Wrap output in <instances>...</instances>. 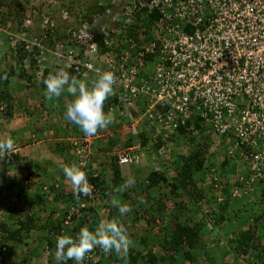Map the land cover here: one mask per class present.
Returning a JSON list of instances; mask_svg holds the SVG:
<instances>
[{"label":"built area","instance_id":"obj_1","mask_svg":"<svg viewBox=\"0 0 264 264\" xmlns=\"http://www.w3.org/2000/svg\"><path fill=\"white\" fill-rule=\"evenodd\" d=\"M97 5L104 9L101 15L73 19L67 40H53L50 49L43 47L42 37L7 33L13 54L24 42L22 50L35 60L36 81L44 69L52 74L64 69L91 87L96 69L115 73V95L105 113L128 119L136 143L113 153L117 165L134 163L141 131L165 140L197 121L217 143L222 138L226 157L248 176L239 179L231 197L251 191L253 183L264 191V0H98ZM137 13L145 34L135 39L124 29ZM61 18L69 19L65 13ZM42 22L54 25L48 17ZM27 63L28 57L24 68ZM141 99L146 108L140 113ZM89 139L68 141L80 166ZM213 173L210 168L215 180Z\"/></svg>","mask_w":264,"mask_h":264},{"label":"trees","instance_id":"obj_2","mask_svg":"<svg viewBox=\"0 0 264 264\" xmlns=\"http://www.w3.org/2000/svg\"><path fill=\"white\" fill-rule=\"evenodd\" d=\"M42 1L44 0H0V25L4 26L6 23L9 24L12 34L13 32H17L16 30L20 27V31L24 33L25 39H40L42 37L41 43L43 44V47L50 49L54 44L53 40L54 42H62V40H67L65 30L68 28L67 26L69 24L71 25V22L73 23V19L69 22L67 21V18L62 19L61 16L63 13H65L67 17H71L73 15L75 21L79 19L80 21H90L91 18L101 15L104 12V9L101 6H98L97 3H93L91 5L86 4L83 6V3H81L84 2L83 0H74V13L69 12L71 6H68L66 10L65 8L62 9L63 7L60 8V17H58V19L62 24H64V27L62 28L63 31L61 30L60 36H57L58 34H55L58 28L56 29L55 23L53 27H49L42 22L43 18L45 17H48L54 22L57 21L55 18L53 19L51 15L40 12L41 10L39 9L44 7L42 5ZM69 5H72V3H70ZM141 13H144L143 10L141 11ZM142 14L137 13L134 15L135 17L132 23H130V25H128L124 29L126 35L136 39V36L145 34V29L139 21L140 15L142 16ZM149 17L150 16H148V18ZM25 20H29L30 24L27 26L24 25L23 22ZM0 36H2V38L4 39L0 42V51L2 55L5 53L8 54L7 58H2V56H0V77H3L5 74H7V79H0V102L4 105V107L2 108V116L3 118L8 119L12 116V98L8 94V91L6 89L8 79L11 77H15L16 79L25 81L27 83L31 82L34 79V73L37 68L35 67V60L33 59V57H31V54H27L22 50V45L24 44V42L18 43L14 51L15 53L13 54V49L10 48L6 37L3 36V34H1ZM31 53L37 54V49L33 48ZM27 57V68H24L23 61ZM49 74V70L44 69L41 79L37 81L39 88H46L43 80H45ZM110 103L111 100L108 98L104 104V111L106 110L107 105H109ZM67 122L70 123L69 121ZM108 128L109 127H107V129ZM207 129L208 128L202 127L197 121H193L187 122L184 126L178 127L175 132L167 135L165 140H162L159 135L154 138L153 136L148 135V132H145L144 130L138 134L137 137L139 145L144 146L149 144L154 153L159 147L166 145L168 142L172 143V140L174 141L175 139H177V137H180L183 140L185 138V140H187V143L193 147L192 149H189L185 154H174L173 156H168L167 160H164L163 163L159 161L158 156H155L156 161L154 162H158L157 169L150 170L145 177L146 184L143 186V188H137L138 190L135 191L136 193H139L140 191L146 193L145 191L153 187L156 188L158 192H160V190H163L162 198L165 201L163 199L161 200L159 197L147 196L146 193V203L149 204L150 208L148 211H150L151 213L155 212V214H158L159 217H162L164 216L163 214L165 211L166 202L170 203L171 209L169 211V214H166L169 218L168 223L162 225L161 227L162 238L156 241L157 246L160 250V255H155L152 253L151 249L146 248L145 244L147 236H143L141 238H138V243L141 244L143 248L142 251L145 250L146 254L143 255L141 250L131 246L128 257V264H174L180 262L181 259L187 262H192L195 258L194 252L204 254L203 259L205 260V262H207V255L209 254V251H206L204 249V246L200 240L201 230H204L206 226H210V231H213L214 233L218 232L220 226H222L223 224L226 225V223L229 222L230 215L233 214V211H235V214L239 213L240 211L244 212V210L247 209L246 205L250 198H253L254 200L255 196H253V193L250 194V191L246 194H241V196L238 197H231L230 189L232 188V186L238 187L241 185L239 183V180L237 179L238 177H233L229 181L226 180L224 186L221 185L219 181L214 180L210 183L213 188L209 187V185L205 187L202 184L203 176L205 175L202 174L200 177L195 178V175L197 173H202V166L204 164L205 158H209L213 163L216 158L220 157L221 155L224 156V160H219L220 172L224 176L230 174L231 171L228 172L227 170L226 172L225 169H222V167H227V169L238 168V165L236 164L234 159L227 158L224 154L225 151L224 147L222 146V138L218 139V143L216 141H213V138L211 139L210 134L207 133ZM192 132H196L197 134H192ZM109 134H111V137H108L109 135L105 133L104 135L100 136L105 139L103 147L97 145L96 141H94L95 144H93V146L91 147V150L95 152L94 155L90 153L91 150L89 146L87 157L83 158L85 161L81 166L78 164L81 162L78 156H74V161H76L75 164L81 167V170L85 171L89 183L93 185V193L98 194L100 198L105 197L106 192L112 191V185L118 187L123 184L120 173V166L117 165L115 157L110 155L112 154V150L116 145L115 137L117 135V132L110 131ZM69 136V140L81 138L83 139L86 137V135L78 126L72 127ZM96 139L97 138L93 140ZM130 143L131 140L128 139L124 142L123 145L124 147H128ZM214 143H217L218 147L215 146ZM59 145L58 148L60 149V151H63L65 155L68 151L71 155H73L71 152V148L73 147L69 145V142H60ZM211 145L214 149H216L217 147L218 151H216V153L209 152L211 151ZM55 147L57 148V146ZM98 147H100L101 149L100 152L97 150ZM103 155L107 156L108 161H104L103 163L107 162L109 165V169L107 170L109 172V177H105V174H103L104 170L103 172H100V170H98L93 175L91 172H89L90 169L88 170L87 167L93 163V160L96 157L99 160V158H102ZM10 163H19V159H17L16 155L13 154L11 157H6V160L4 161V163H2L3 167L2 169H0V175L6 172L4 168L7 164L9 165ZM101 167H103V165H101ZM15 170L18 169L15 168ZM229 183H232L233 185ZM0 187V191H13V182H7L5 187ZM22 188H20L18 192H11V194L17 198L19 197L20 200L24 199V201L22 200L23 202H28V200L26 199L27 194H23ZM205 189H208L209 192L206 193L207 190L205 191ZM49 190L54 191L53 187H49ZM251 190L256 192L257 196H259L257 205L260 208H263L264 212L263 188L260 186V184L253 183L251 185ZM213 192H215V194ZM56 196L57 197H55V199L58 201L56 204H62V208L60 210L61 213H58L57 216L61 214L60 217L62 218H56L57 216L52 218L55 211V208L52 207H50V209L48 208V215L43 219L38 218L34 214V210H29V208L26 209L23 216V211H21V209L16 210L17 206L15 203H12L10 208L9 206H6L8 208L7 211V208L5 207V214L7 212L10 216L8 217L7 214L6 216L8 218H6V220H4L3 222H0V264H10L6 263L7 261L4 260V254H12V252L16 250L21 253V248H25L26 256H22L19 262H15L13 264H30L31 259L38 256L40 257L43 250L47 252V257H45V264H76V262H74L73 260H56V245L53 244L52 239L53 237L63 235V232H65L66 234L69 233L70 236L75 237L79 233L80 229L84 226H87L90 231H94V226L96 225L98 219L97 217H94L91 223L87 222L85 214L81 216L80 214L83 212L88 214L94 213L95 211L93 210V208H76L78 212L77 217L80 216L81 219L70 229L64 227L62 223H64L65 218L68 217V219L72 221L75 219L76 215L67 216L68 209L66 206V201L63 199L61 193L56 192ZM216 196L221 197V199L223 198L222 201L216 203ZM67 197L69 198V200L73 199L72 195H67ZM127 198L128 194L126 191H124L123 193H117V199H122L121 203H123V200ZM243 198H245L246 201H242ZM32 199L33 201L36 200V202L34 201L35 204L38 203V199L39 201H41L40 196L36 193H32ZM74 199H76L75 196ZM74 199L72 201H74ZM83 199H86V197ZM203 199H205L206 202L212 200L213 203H215L214 205L216 207V212H211L210 215H208L210 216L209 220L205 219V215H201L200 218L196 219L197 214H199L200 212L202 213L201 209L199 208V203ZM239 204H242L241 208L237 206ZM230 205H233V207L231 208ZM233 208H236V210ZM1 210L2 209L0 208V211ZM109 212L111 214L108 216H111L112 213L117 214L118 219H120L122 223L126 221L128 217H130V212L126 216H121L118 208L114 206L113 209L109 210ZM132 213L135 216L134 210H132ZM11 216L15 217V219L13 220V223L8 224L7 222L11 220ZM260 217L262 216H259V218ZM255 219L257 220L256 217H254L253 220ZM135 220L136 218H133V221ZM230 234V238L224 239L226 243L224 245V250L227 254L229 253L232 264H264V241L261 242V239H259L258 237V235H264V224H260L259 228L257 229L252 225H249V227H246L245 229H242V227H238ZM129 236L131 239L132 235L129 234ZM153 237L154 236L150 238ZM51 250H53L52 254ZM215 250H217V248H213L212 250H210V252L213 253L215 252ZM115 260L120 264H125V261L119 257H116ZM214 264H224V262L218 261Z\"/></svg>","mask_w":264,"mask_h":264},{"label":"rangeland","instance_id":"obj_3","mask_svg":"<svg viewBox=\"0 0 264 264\" xmlns=\"http://www.w3.org/2000/svg\"><path fill=\"white\" fill-rule=\"evenodd\" d=\"M83 1L84 2H81V3H83V6L86 5V4L91 5L93 3H96V0H83ZM42 3H43L42 5L44 7L39 9V10H41L40 12L41 13H45V14H49V15L52 16L53 19L55 18L57 20L55 22L53 20L52 21H53V23L56 24V29L58 28L55 35L58 34L57 36H60L61 30L63 31L62 28L64 27V24H62L59 21V19H58V17H60L59 16V13H60V10H61L60 8L63 7L62 9L65 8V10H66V8H68V6H71V8L69 9V12L70 13H74L75 12L74 0H44V1H42ZM70 3H72V5H69ZM72 19H74L73 15L71 17H69L68 20H72ZM23 24L25 25L26 22H23ZM10 28L11 27H9V24H7V23L4 26L0 25V35L3 34V36L6 37L7 33H11V31H10L11 29ZM16 31L20 33L21 32L20 31V27ZM13 33H16V32H13ZM57 36H55V37H57ZM3 40L4 39L2 38V36H0V42L3 41ZM7 55H8L7 53L2 55V53L0 51V56H2V58L3 57L7 58ZM145 68H146L147 73H150V69L148 68L147 65L145 66ZM28 83L32 85V83H37V81L35 79H33L31 82H28ZM37 93H38V91H37ZM140 101L141 102H138V108L140 110L139 112L141 113L146 107L144 106L143 99H141ZM0 119L1 120L4 119L3 116H2V111H0ZM115 119H117V118H115ZM129 123L130 122L128 121V119L125 118L123 120H120L119 124L116 125V127H112V125L115 126V124H110L108 129L105 128L103 130H100L95 135V137L97 138L96 140H92L91 137L86 136L85 138H90L89 139V141L91 142L90 150H91V147L93 146V144H95L94 141H97V140L98 141L99 140H104L105 141V139H103L100 136L104 135V133L106 134V131L110 132V131H113V130H118V133H117L119 135V138L117 139L118 142L114 146V149L112 150L113 151L112 154H110L111 156H114V154H113L114 152L123 149V147H124L123 140L124 139L126 140L127 138H130L129 136L131 134V131L127 127V124H129ZM108 135H109L108 137H111V134H108ZM120 138H122V140H120ZM104 141L102 143H104ZM213 141L217 142V139L214 138ZM170 143L171 142H168L166 145L159 147L157 149L156 153H153V152L148 150L149 149V144L144 145V146H140L139 145V147H138L139 149L137 151V157L138 158L135 159L134 163L131 164V165H122V166H120V173H121V177H122L123 183L125 181H127L128 179H130V178L135 180L134 186H130L126 190V192L128 194V198L123 200V203H127V204L131 205L132 210L135 211V216L133 215V213L131 211L129 213L131 218L128 217V219L126 221H124L123 223H124L125 227L128 230V234L132 235V238H131L132 245L131 246L141 250L143 255L146 254L145 253L146 251L145 250L142 251L143 248H142L141 244L138 243V238H141L143 236H147V240H146V244H145L146 248L151 249L153 254H155V255L159 254L160 255V250H159V248L157 246L156 241L158 239L162 238V229H161V227H162V225L168 223V219L169 218H168V216L166 214H169L171 206H170L169 202H166L165 203V211H164V214H163L164 216L159 217L158 214H155V212L151 213L150 211H148L150 208H149V204L146 203V193H147V196L159 197L162 200L163 199L162 198L163 190H160V192H158L156 190V188L153 187V188H150L149 190L145 191L146 193H144L142 191H140L139 193H136L135 191L138 190L137 188H143V186L146 184L145 177L148 174V172L150 170L157 169L158 162L157 163L154 162V161H156V160H154V156H158L159 161L161 163H163L164 160H167L168 156H173L174 154H185V153L188 152L189 149H192V147H193V146H190L187 143V140H185V138L183 140L180 137H177V139H175L174 141L172 140V143L171 144ZM130 145H136V143H134V141H132V143H130ZM214 145L217 146V143H214ZM217 147H216V149H214L213 146L211 145L210 146V150L211 151H209V152L216 153V151H218ZM97 150L100 152V150H101L100 147H98ZM90 153H92L94 155L95 152L93 150H91ZM140 154H143L144 157L142 156V158H141ZM98 155H99V153H98ZM215 158H216V156H215ZM70 160H72L73 163H76V161H74L73 155H71V154H70V157H68V165L72 164L70 162ZM219 160H223L222 155L220 157L216 158L213 163H212V161L209 158H207V159L205 158L204 159V164L202 166V173H197L195 175V178L200 177L202 174L205 175V176H203V181H202V184L205 187L207 185H209V187H212L209 183L214 181L213 179H211V176L209 175V169H208L209 167H213L215 169L214 170L215 181H219V183L221 185H223V186L225 185L226 180L229 181L233 177L234 178L238 177L237 178L238 180H239V177L241 179H246L248 177L247 174H245V173L243 174V171H241L238 168H228L227 169V167H225V168L222 167V169H225L226 172H227V170H228V172L231 171V173L228 174L227 176L222 175V173L220 172V168H219ZM48 161H50V160H46V158H45V159L40 160L36 164L40 163V166L43 167V166L47 165ZM104 161H108L107 160V156L103 155V157L99 158V160L96 157L93 160V163L91 165L87 166L88 170L90 169L89 172H91L94 175L98 170H100V172L101 171L103 172V170H104L103 174H105V177H109V172L107 171L109 169V165H108L107 162L103 163ZM30 163H31V161H30ZM30 163L28 165H30ZM26 164L27 163H24V165H26ZM59 164H61V163H59ZM65 164H66V162L63 161V163L61 165H65ZM101 165H103V167H101ZM33 167L37 168V165L31 166L29 168H25V169H23L24 171L15 170L16 167H13L11 170L8 169L9 171L7 170L6 172H4L2 174L3 176L0 175V181L2 182L1 183L2 185L0 184V186H5L7 182H13V189H12L13 191H10L9 189H7V190H9L8 192L4 191V190L0 191V208L2 209L0 211L1 212V214H0V222H3L4 220H6V218H8L10 216L7 212L5 214V207L9 206V208H10L12 202L15 203V204H17L19 202V200L11 201L12 199L10 197L13 198V196H14V195L11 194V192H14V193L18 192L20 190V188H22V187H23L22 188L23 189V194L24 195L27 194L26 195V199L28 200V202H24L25 206H24V204L22 202L19 204V206L16 205L17 206L16 210H19V209L23 210V216L25 214L26 209L29 208V210L30 209L34 210V214L38 218L43 219L44 217H46L48 215V208L50 209V207H52V208H55V211H54V214H53L52 218L56 217L58 213H61L60 210L62 208V204H60V205H56L55 204V203L58 202L55 199V197H57L56 196V192H59L63 196V199L66 201V204H67L66 206H67V209H68L67 216L76 215L75 219L72 220V221L70 219H68V217L65 218V221H64V223H62V225L64 227H66V228H69V229L72 228L81 219L80 216L84 215V214L86 216L85 218H86L87 222H90V223H91V221H92V219L94 217H97L98 221L96 222V225L94 226L95 228L98 226V224H99V222L101 220H113V219H115V220H119L121 222V220L118 219L117 214L112 213L111 216H108V215L111 214L109 212V210L113 209V205H112L111 201L113 199H116V200L122 202V199H117V193L118 192L115 191V189L117 187L112 185L111 186V190L112 191L111 192H106L105 197H103V198H100L98 196V194H95V193L92 192V194L90 196L81 195L79 199H74L71 183L65 177V175H63L61 180L58 182L59 186L54 189V194H53V192L48 191V188H47V191L46 190L43 191L40 188L41 184L42 185L46 184V185L49 186L50 182H49V180H48V182H47V180H46V182H44L42 180V178H41V181H40V178H38L40 176H37V174H35L36 172H35V169ZM48 169L51 170V171H55V170H57V167L56 166H51V167L49 166ZM39 182H40V185H39ZM41 182H44V183H41ZM229 184L233 185L232 183H229ZM28 185H29V187H28ZM234 187H236V186H234ZM234 187L232 186V188L230 189V192H232V190H234ZM208 189H205V191L207 190L206 193L209 192ZM32 193L38 194L40 196V200L41 201H39V199H38V203L35 204L34 201L36 202V200L33 201ZM213 193L215 194V192H213ZM251 193H253V196H255L254 197V202H258L259 201V196H257V193L252 191V190L250 191V194ZM28 195H30V196H28ZM67 195H72L74 201H72L73 199L69 200ZM85 197H86V199H83ZM18 199H20V198L18 197ZM222 199H221V197L216 196V199H215L216 203L222 201ZM252 199L250 198V200H252ZM21 200L24 201V199H21ZM242 201H246V199L243 198ZM47 202H48V204H47ZM80 203H83L82 204L83 208L90 207V208H93V210L95 212L94 213H89V214L83 212V213L80 214V216L77 217V213L78 212H77L76 208H81V206L79 205ZM214 204L215 203H213L212 200H210L209 202H206L205 199L201 200L200 203H199V208L201 209L202 213L200 212L201 214L200 213L197 214V218L196 219L200 218L201 215H205V219L209 220L210 216H208V215H210L211 212H214L216 210V207H215ZM23 206H24V208H23ZM230 206H231V208L233 207V205H230ZM237 206L241 208L242 204H239ZM233 209L236 210V208H233ZM251 209H253V208H249L247 206V209L244 210V212L247 211L245 213V215L247 214V216H245V215L243 216L244 213L242 211L239 212V213L242 214L243 218L242 217L241 218L245 222V224L241 226L242 228L249 227V225H252L254 228L257 229V228H259L260 224H264V218L263 219L259 218V220H256V219L253 220L254 217H252V216H254V214L250 212ZM259 209H260V207H259ZM7 210H8V208L6 209V211ZM232 213L234 214L235 211H233ZM7 214H8V217L6 216ZM127 214H125V216ZM262 214H264V212L262 213V211L260 210L259 211V216H263ZM60 216H61V214H59L56 218H62ZM259 216H257V217H259ZM255 217H256V215H255ZM133 218H136V220L133 221ZM10 219L11 220H9L7 222L8 224L13 223V220L15 219V217L11 216ZM227 228L228 227H226L225 224H223L222 226H220L218 232L213 233V236L215 238H217V239L214 238L215 240H213V243L216 244L219 247L218 248L216 247L217 250H215V252H213V254H210L207 257V259L209 260V262L211 264L217 263L218 261L224 262V264L225 263L226 264H229V263L232 264L231 257L229 255V253L227 254L226 251L224 250V245L226 244L224 239L230 238L228 236L229 233H227ZM206 229L210 230V226H206ZM63 235H69V233L66 234L65 232H63ZM152 236H154V237L150 238ZM258 237H259V239H261V242L264 241V235H261V236L258 235ZM56 239H57V237H53V239H52V242H53L54 245H56ZM220 240L222 242H221V244H218V241H220ZM52 251L53 250H51V254H52ZM25 253H26L25 248H23V249L21 248V253L20 252L17 253V251L16 252L13 251L12 254L11 253L10 254H6V255L4 254V258H5L4 260L7 261L6 263H10V264H13L15 262H19V260H20V258L22 256H26ZM210 253H212V252H210ZM194 254H195V258H194V260L192 262L187 263L186 261L181 259V261L177 262V263H180V264H208L207 263L208 261L205 262V260L203 259V257H204L203 254L198 253V252H194ZM45 257H47V252H45V250H43L41 252L40 257L38 256L35 259H31L32 260V264L33 263L34 264H45ZM116 257H118V256L115 254L114 251L112 253H110V254H105L99 247H97V248H95L92 252H90L86 256V258L84 259L82 264H87V263H90V264H120V263H118L115 260ZM237 264H239V263H237Z\"/></svg>","mask_w":264,"mask_h":264},{"label":"clouds","instance_id":"obj_4","mask_svg":"<svg viewBox=\"0 0 264 264\" xmlns=\"http://www.w3.org/2000/svg\"><path fill=\"white\" fill-rule=\"evenodd\" d=\"M97 2L98 0H96ZM96 72L98 77L92 81L91 87H89L87 82L71 76L64 69H60L54 74L50 73L43 80L46 86L45 96L48 99H57L65 91L73 97L66 105L64 118L66 121L78 126L86 136H94L93 139L96 138L95 135L100 130L115 123V114L111 111L108 113L104 111L105 101L110 96L115 95V73L113 71L101 72L100 69H96ZM0 79H7V74L0 77ZM15 151L16 142L12 137L0 140V160L5 157H11L15 154ZM125 162H130V158H125ZM210 168L215 170L213 167L208 169ZM62 171L70 181L72 192L76 199H79L81 195L90 196L92 194L93 185L89 183L87 174L81 170V167L73 163L64 165ZM213 175L215 176L214 173ZM134 184L135 180L130 178L118 186L115 191L123 193L128 187L134 186ZM49 187L57 188L54 187V184L47 187L48 191L53 193L54 191L49 190ZM111 203L118 208L121 216L132 211L131 205L127 203H121L116 199H113ZM79 205L82 207V203ZM131 245L132 240L122 222L115 219L101 220L94 231H90L87 226H84L75 237L69 235L58 236L56 239L55 258L57 261L74 260L76 264H82L86 256L99 247L105 254H110L114 251L119 258L125 261V264H128Z\"/></svg>","mask_w":264,"mask_h":264},{"label":"crops","instance_id":"obj_5","mask_svg":"<svg viewBox=\"0 0 264 264\" xmlns=\"http://www.w3.org/2000/svg\"><path fill=\"white\" fill-rule=\"evenodd\" d=\"M30 85L31 84L26 83L25 81L22 80H18L15 77H11L8 79V84L6 86V89L8 91V94L12 98V116L8 119H3V120L0 119V140L6 139L8 137H12L15 140L16 151L14 155H16L17 159H19V163L18 164L10 163L9 164L10 166L7 164L4 169L7 171L8 169L11 170L12 167L16 166V169H18V171L20 170L24 171L23 169L25 168H29L31 166L37 165V168L36 167L33 168L35 169L36 172L34 173L37 174V176H40L38 177L40 178V181L41 178L44 182H46V180L48 182L49 180L50 182L49 186L54 184L55 187H58L59 186L58 182L61 180V178L64 175L62 171V166L64 165L61 164L63 163V161H65L66 162L65 165H68V157H70L69 151L66 152L65 155L63 151H60L58 145L60 144V142H64V141L68 142L69 137H71L69 136L71 129L72 127L76 126L71 122L68 123L64 118L66 105L68 102H70L73 99V97L70 96L65 91L61 94L59 98L50 100L45 96L46 88L45 89L39 88V85L37 83H32V85L31 86ZM3 107L4 105L0 102V110ZM115 118L117 117L115 116ZM119 122H120L119 119H115V123H113L115 124V126L112 125V127H116V125H118ZM113 131L118 133V130H113ZM109 133L108 131H106L107 135ZM129 137L130 138H127L126 140L124 139L123 142L129 139L131 140L132 143L134 137L131 134ZM118 138L119 135L117 134L115 137L116 140L115 143L118 142L117 140ZM120 140H122V138H120ZM103 141L104 140H99V141L97 140L96 144L103 147L104 146V144L102 143ZM55 146H57V148ZM138 146H139V141H138ZM148 150L154 153V151L151 149V146H149ZM142 156L144 157L143 154H140L141 158ZM45 158L46 160H50L47 162L46 166L42 167L40 166V163L36 164L40 160ZM155 159L156 157L154 156V160ZM5 160L6 157L3 160H0V169H2L3 167L2 163H4ZM29 160L31 161V163ZM23 162L27 164L24 165ZM28 162L30 163L31 166L28 165L29 164ZM70 162L73 164L72 160H70ZM49 166L50 167L56 166L57 170L51 171L48 169ZM0 183L2 182L0 181ZM47 187L48 185L46 184L40 185V188L43 191L44 189L47 190ZM10 198L12 199L11 201L19 200V202L16 204L17 206H19L21 202L24 204L22 200L16 198L15 196H13V198L12 197ZM247 206L249 208H253L250 210V212L254 214V216L252 217H255V215L256 217L259 216V211L261 209L263 213V208L259 209L257 202H254L253 199L248 201ZM246 212H243L244 213L243 216L245 215ZM262 215L263 216L260 218L263 219L264 214ZM243 216L241 213H236V214L234 213L230 216L229 222L225 225L226 227H228L227 233H229L228 234L229 237H230V233L233 230L245 224L244 220L241 219V217L243 218ZM245 216H247V214ZM257 220H259V217H257ZM213 233H214L213 231H210L209 229L207 230L206 228L204 230H201L200 232L201 234L200 240L204 246V249L206 251H209V254L207 256L213 254L210 253V250L219 247L213 243V240L217 239L213 236ZM221 242H222L221 240L218 241V244H221ZM16 251L17 253L19 252L18 250ZM207 261H208L207 263L210 264L208 259ZM30 264H32V260ZM174 264H180V263H174Z\"/></svg>","mask_w":264,"mask_h":264}]
</instances>
